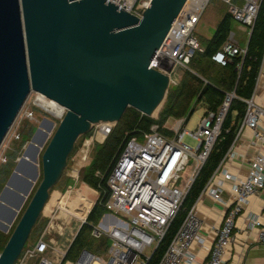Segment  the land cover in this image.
Here are the masks:
<instances>
[{
  "label": "water",
  "instance_id": "1",
  "mask_svg": "<svg viewBox=\"0 0 264 264\" xmlns=\"http://www.w3.org/2000/svg\"><path fill=\"white\" fill-rule=\"evenodd\" d=\"M187 1L150 0L138 16L111 0H0V146L32 91L66 109L41 163L38 128L0 192L1 205L22 177L0 223L7 232L42 166L0 264H16L81 136L101 121L118 123L128 107L154 116L164 102L171 75L151 64Z\"/></svg>",
  "mask_w": 264,
  "mask_h": 264
},
{
  "label": "built area",
  "instance_id": "2",
  "mask_svg": "<svg viewBox=\"0 0 264 264\" xmlns=\"http://www.w3.org/2000/svg\"><path fill=\"white\" fill-rule=\"evenodd\" d=\"M149 1L117 0V3L142 16ZM211 1H187L153 60V67L170 75L176 65L189 68L196 52L204 49L196 28ZM221 1L228 6L236 22L252 30L261 0ZM245 54L246 49L231 36L212 59L224 65L232 57ZM235 97L234 92H228L218 109L205 113L194 130H188L187 118L180 117L175 119L170 135L161 133L158 125H154L151 131L126 142L107 178L110 195L105 206L117 220L108 224L102 222L105 220L100 224L91 223L93 238L110 240L106 255L83 249L77 258L63 262L65 256L50 255L47 250L55 251L54 244L41 238L33 246L24 248L16 264H146L180 212L218 139ZM244 101L246 112L236 138L245 129L251 130V144L257 149L249 158L245 177L225 167L227 153L201 193L211 194L215 200L227 204L223 222L216 230L210 257L199 261L192 251L194 243H204L201 236L203 222L194 205L184 217L159 264H223L236 242L234 228L237 218L250 199L264 189V105L257 102L255 93ZM187 135L196 141L195 146L184 141ZM189 168L191 173L187 175ZM226 191L233 198L230 203L223 197ZM88 214L81 219L78 229L87 222ZM252 224L258 227L259 239L264 242V222L255 219Z\"/></svg>",
  "mask_w": 264,
  "mask_h": 264
},
{
  "label": "trees",
  "instance_id": "3",
  "mask_svg": "<svg viewBox=\"0 0 264 264\" xmlns=\"http://www.w3.org/2000/svg\"><path fill=\"white\" fill-rule=\"evenodd\" d=\"M233 21V16L228 10L216 27L212 37L204 39L201 38V40L199 39L204 49L203 51L196 52L191 59L189 64L191 70H195L197 73L202 74L210 80L208 73L211 68L213 69V66L211 65L215 62L212 59V56L228 40L232 30ZM263 58L264 0H261L258 15L251 30L246 54L232 57V59L226 64H221V67L219 68L220 70H218V73L225 76L229 81L226 90L217 89L210 83L205 84L196 73L187 69V75L181 78L177 85L168 89L165 103L157 117L143 114L134 107H128L126 109L122 118L109 133L106 140L96 149L91 164L83 174V180L91 187L97 189L100 192V196L90 211L87 217V222L81 226L71 243L65 254L63 262L77 258L80 253L79 251L85 247L98 253L100 251L102 252L101 245L105 243L106 246L109 245L107 238L96 239L90 236L91 223L98 224L97 221H99L103 217V214L107 211L105 204L110 195L107 178L124 150L126 142L132 137H139L145 132L151 131L154 125H158V129L161 133L170 135V130L165 128L164 124L170 117H183L188 115L187 112L189 109L187 106L189 105V102H187V100L194 96H197L198 102L207 96L211 99L215 98L216 103L213 104L208 111H216L223 102L226 94L232 89L234 90L236 97L231 103L230 110L222 125L218 139L207 161L198 173L188 195L186 196L180 212L172 221L166 236L157 246L156 250L153 252L146 264L160 263L162 256L182 224L187 212L196 204L211 176L217 170L218 166L233 144L241 120L246 112L247 104L244 99L250 98L254 93ZM234 113H236V116H233ZM35 130V126L32 125L23 129L20 137L22 140L18 142L19 151L30 139ZM12 154L10 155L11 159L0 167V192L5 185L7 178L12 173L16 164V158L19 156V152L13 158ZM42 176L43 173L41 169L40 181ZM36 188L37 186L34 188V191ZM11 199L10 195L6 194L4 201L6 200V202H10ZM87 213L88 211L86 212L85 217ZM77 214L80 217V214ZM20 217L21 215L18 217V220ZM39 222L40 219L38 220V223ZM14 227L15 225L10 233L0 231V251H2L5 247L12 231L14 230ZM36 227L37 224L34 227V230ZM95 244L100 246H95Z\"/></svg>",
  "mask_w": 264,
  "mask_h": 264
},
{
  "label": "rangeland",
  "instance_id": "4",
  "mask_svg": "<svg viewBox=\"0 0 264 264\" xmlns=\"http://www.w3.org/2000/svg\"><path fill=\"white\" fill-rule=\"evenodd\" d=\"M228 11L227 5L222 2L221 0H212L209 4L207 10L205 11L200 23L198 24L196 28L197 35L204 39L206 37H210L216 27L217 22L221 18L222 14L226 13ZM238 23L236 21H233V26L231 32L235 33V37L240 41L242 44H246L248 41L249 34L247 32H243L238 29ZM175 70V77L183 78L187 75V69L177 66L173 67L172 71ZM174 86V82L171 81L170 87ZM37 92L32 91L23 108L21 109L19 115L17 116L14 124L12 125L11 129L9 130L7 136L5 137L3 143L0 146V167L3 166L5 163L8 162L19 152L20 157L23 153V150L25 146L29 143L32 136L34 135L35 131L39 128L41 131H44L38 135V145H40V142L45 136V140L41 147V153L39 156V162L41 163V156L42 153L49 143L51 137L53 136L57 126L63 119V116L65 112L62 114V116H56L50 111L46 110L44 107L40 106L36 99L38 97ZM166 100V99H165ZM164 102L161 104L159 109L154 114V117L158 116V113L163 108ZM189 102V105L187 106L189 111L187 112L188 115H185L186 117L192 116L187 124L188 130H194L200 121L201 117L204 115V108L202 105L198 104L196 106L197 96H194L187 100ZM194 109V111H192ZM192 113V114H191ZM173 122V119L168 120V124L171 125ZM100 123V122H99ZM27 124V125H26ZM117 123L112 124L108 129L107 132L102 134V136H98V132L102 129V125L96 124L93 126L92 130L88 132L87 134L81 136L75 146L74 151L72 152L71 156L68 159L67 166L63 172V175L61 176L58 183L53 187L51 190V197L47 204V209H45L42 216L39 218L40 222L37 223V227L35 230L33 229L27 244L25 247L33 246L40 235L43 233V231L46 230L48 227L51 229V235L56 237L58 239V246L61 248H64V245L67 244L68 238H70L73 233L75 234L81 224V219L85 218V214L90 208L92 207L94 201H95V194L96 191L89 188L87 185L82 184V186L79 188V183L83 180V174L85 173L88 166L91 164L94 153L96 149L101 145L106 138L108 137L109 133L112 131V129L115 127ZM30 125L35 126V131L30 137V139L24 144V146L19 151V144L18 142L21 141V133L24 128H28ZM45 133V134H43ZM88 138H91L90 145L88 147L87 156L89 157V161L84 162L83 165H76V159L78 155L80 154V151L85 146L86 140ZM185 142H188L189 144L195 146L196 141L191 138L190 136H185L184 138ZM17 157V158H18ZM9 158V159H8ZM16 158V159H17ZM17 163V162H16ZM16 165V164H15ZM191 166H193L191 164ZM13 167V166H12ZM15 167V166H14ZM14 169V168H13ZM42 166H40V174H41ZM191 173V168L187 170V175ZM9 178V177H8ZM7 178V179H8ZM41 175L39 179L37 180V183L35 184L34 188L38 186L40 182ZM7 182V180H6ZM5 182V184H6ZM34 188L31 191L30 196L28 199L24 202L21 211L18 214V217L22 215V213L25 210L26 205L31 199L32 193H34ZM92 210V208H91ZM80 214V217L78 214ZM4 215V213H3ZM2 215V216H3ZM89 215V214H88ZM0 214V218H2ZM18 217L14 223L16 225V222L18 221ZM88 217V216H87ZM103 219V217H102ZM100 219L98 224L101 223ZM13 225V226H14ZM12 226V228H13ZM12 228H10L9 231L5 233H10ZM47 228V229H48ZM2 231V230H0ZM59 231L62 233L59 234ZM4 232V231H2ZM49 234V233H48ZM47 235V234H46ZM50 237V234L48 235ZM47 236V237H48ZM91 236V235H90ZM92 237V236H91ZM90 237V238H91ZM45 239V238H44ZM96 241V240H95ZM38 242V241H37ZM97 242V241H96ZM100 246L98 244H95V246ZM58 247V248H59ZM106 248V243L101 245V249L104 252V249ZM46 252V251H45ZM45 252H41L40 254H44ZM47 252H51L48 251ZM148 253H150V250H148Z\"/></svg>",
  "mask_w": 264,
  "mask_h": 264
},
{
  "label": "crops",
  "instance_id": "5",
  "mask_svg": "<svg viewBox=\"0 0 264 264\" xmlns=\"http://www.w3.org/2000/svg\"><path fill=\"white\" fill-rule=\"evenodd\" d=\"M224 14H222L221 18L217 22L216 27L218 26ZM237 25H238L239 30L243 32L246 31L247 34H249L247 43L245 45L240 43V41L235 37L234 32H231L228 38L232 36L242 48L247 49L250 35H251V30L243 26L240 23H238ZM232 26H233V22H232ZM212 35L206 38H211ZM199 39L201 40L200 37ZM220 65L221 63L217 61L213 62V64L211 65L213 66V69L211 68L208 73L210 80H208L202 74L197 73L195 70L193 69L191 70L190 67L186 68L181 65H176L175 67L180 66V67L189 69L193 71L194 73H196L197 76H199L204 81L205 84L210 83L213 87L217 89L226 90V87L228 86L229 81L227 80L225 76H222V74L218 73V70H220L219 68L221 67ZM174 74H175V70H173L171 73V81L174 82V86H175L179 83L181 78L175 77ZM229 92H234V90L231 89V91ZM254 93H255L257 102L264 105V58H263L259 76L257 78V83H256ZM215 100H216L215 98L211 99L207 96L206 98L204 97L201 101L196 103V106L198 104L202 105L205 110L204 112L205 114L213 106V104L216 103ZM192 111H194V109ZM233 116H236V113H234ZM183 117H186V116H183ZM191 117H192L191 115L188 118L186 117L187 123L189 122ZM177 118H180V117H170L168 120L173 119L172 124L169 125L168 120L164 124V127L169 129L171 134H172V130L170 128L172 127L175 119ZM252 137H253V134L251 130L245 129L238 138L235 137L233 144L231 145L230 149L227 152L229 153V156L227 157L225 161V167H227L231 172L238 174L241 177L246 176V173L249 167V160H250L249 158L256 152V149H257L251 144ZM16 162H17V159H16ZM18 181L19 183H13V185L10 186L11 188L6 192L10 195L12 199L18 197L22 177H20ZM82 184H85L89 188L96 191V194L94 195L95 196L94 204H95L100 196V192L97 189L91 187L84 180H82L78 184L79 185L78 190L80 189ZM223 197L226 201H228V203H230L233 199L230 192L228 191L223 193ZM2 204L3 205H0L1 216L3 215V213L4 214L6 213L7 209L11 206L10 205L11 202H6L5 200ZM226 207H227V204L223 203V201L215 200L211 194L201 195L198 201L196 202L195 204L196 212L198 213V215L200 216L203 222V225L201 228V236L204 238V243L203 244L194 243L192 246V251L196 253L199 261L206 260L210 257V250L216 238V230L217 228L221 226L223 222V217H224ZM255 219H259L262 222H264V189L261 190L258 194H256L250 199V201L244 206L242 210V214L237 218V225L234 228V232L236 235V242L233 244L231 251L226 256L223 264H264V242H261L259 239L258 227L253 226L252 224L253 220ZM102 220H105V221H102ZM102 220H101L102 222H104L105 224H108L110 222H115L117 218L114 213L107 210L103 214ZM47 228L45 231H43V233L40 235L38 240H40L41 238L43 239L45 238L44 240L54 244L56 250L53 252H48L50 255L65 256L71 243L73 242L75 236L77 235L79 229L75 234L73 233V235L70 238H68L67 240L68 242L66 245H64V248H61L58 246V243H59L58 239H56V237L51 235V229L49 228L47 229ZM48 233L50 234V237L48 236L49 235ZM59 234L61 235L62 233L59 231ZM108 241L110 243L109 239ZM108 246H106V248L104 249V252L103 251L102 252L100 251L98 253L95 251L93 252L98 255L104 256L106 255ZM83 249H87V248L85 247ZM83 249H81L79 252H81Z\"/></svg>",
  "mask_w": 264,
  "mask_h": 264
},
{
  "label": "bare ground",
  "instance_id": "6",
  "mask_svg": "<svg viewBox=\"0 0 264 264\" xmlns=\"http://www.w3.org/2000/svg\"><path fill=\"white\" fill-rule=\"evenodd\" d=\"M112 2H114L115 4H117V5H119L118 3H117V0H111ZM150 2V1H149ZM149 2L147 3V6L149 5ZM120 6V5H119ZM39 93V92H38ZM36 101H37V103L40 105V106H42V107H44L45 109H47L48 111H50L51 113H53L54 115H56V116H62V114L66 111V109H65V107L63 106V105H61V104H59L57 101H55V100H53V99H50V98H48V97H46L44 94H42V93H39L38 94V97H37V99H36ZM66 113V112H65ZM65 115V114H64ZM115 122H112V121H101L100 123H97V124H100V125H102V129L98 132V136L100 137V136H102V134L104 133H106L107 132V129L112 125V124H114ZM96 125V124H95ZM44 134V133H43ZM90 142H91V138H88L87 140H86V143H85V146L82 148V150L80 151V154L78 155V157H77V159H76V165H83L84 164V162H87V161H89V157L87 156V152H88V147H89V145H90ZM27 164L26 163H24L23 165H22V168L24 169V170H28V168H27ZM18 179H19V177H16L15 179H14V182L13 183H19V181H18ZM20 185H22V183H20ZM6 194H8V193H6ZM6 194H5V196H4V198H3V201H2V203L4 202V199H5V197H6ZM16 200V198H14V199H12L10 202H11V204L10 205H12V203L14 202ZM48 204V203H47ZM94 204V203H93ZM1 205H3V204H1ZM47 206V205H46ZM93 206V205H92ZM92 207L90 206V209H91ZM45 209H47V207H45ZM90 209L88 210V212L90 211ZM7 213H9V208L7 209V211H6V213L2 216V218H0V223H3V221H4V218H5V216L7 215ZM88 214V213H87Z\"/></svg>",
  "mask_w": 264,
  "mask_h": 264
}]
</instances>
